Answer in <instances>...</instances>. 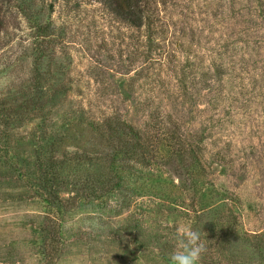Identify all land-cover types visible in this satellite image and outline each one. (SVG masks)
I'll list each match as a JSON object with an SVG mask.
<instances>
[{
	"label": "rangeland",
	"instance_id": "obj_1",
	"mask_svg": "<svg viewBox=\"0 0 264 264\" xmlns=\"http://www.w3.org/2000/svg\"><path fill=\"white\" fill-rule=\"evenodd\" d=\"M103 1L0 0V264H264V0Z\"/></svg>",
	"mask_w": 264,
	"mask_h": 264
},
{
	"label": "clouds",
	"instance_id": "obj_2",
	"mask_svg": "<svg viewBox=\"0 0 264 264\" xmlns=\"http://www.w3.org/2000/svg\"><path fill=\"white\" fill-rule=\"evenodd\" d=\"M152 251L154 254H158L159 248L154 246ZM204 251L201 233L188 226L181 227L176 233L170 264H199Z\"/></svg>",
	"mask_w": 264,
	"mask_h": 264
},
{
	"label": "trees",
	"instance_id": "obj_3",
	"mask_svg": "<svg viewBox=\"0 0 264 264\" xmlns=\"http://www.w3.org/2000/svg\"><path fill=\"white\" fill-rule=\"evenodd\" d=\"M105 6L121 21L126 24L133 25L135 27H141L144 22V0H104ZM2 20H1V8H0V34L3 31ZM54 159V158H52ZM53 164V165H52ZM52 165L53 169L56 170V163L51 160L48 164V178L52 180L57 173H50L49 167ZM61 208V207H60ZM60 208L56 209L60 211Z\"/></svg>",
	"mask_w": 264,
	"mask_h": 264
}]
</instances>
